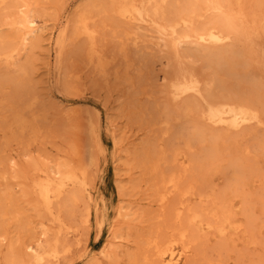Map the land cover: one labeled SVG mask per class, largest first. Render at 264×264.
I'll return each mask as SVG.
<instances>
[{"label": "rangeland", "instance_id": "374dc122", "mask_svg": "<svg viewBox=\"0 0 264 264\" xmlns=\"http://www.w3.org/2000/svg\"><path fill=\"white\" fill-rule=\"evenodd\" d=\"M23 3L47 31L34 53L20 39L24 27L13 25L30 9L18 8ZM233 3L227 16L239 28L232 48L243 68L214 90L249 96L264 116V0ZM84 10L97 31L93 61L90 42L73 35L72 21ZM127 22L117 17L115 0H0V45L17 50L0 60V121L33 100L25 115L35 131L8 139L0 122V260L30 259L31 247L46 242L61 255L45 264H163L157 245L184 234L182 264H264V125L215 144L205 127L206 136L190 141L199 119L179 113L180 101L170 97L172 55L156 47L150 29ZM64 30L60 72L54 40ZM66 163L87 166L89 185L76 201H54L61 223L43 212L32 185ZM172 174L178 191L163 184ZM188 188L194 195L181 197ZM193 214L200 218L190 223ZM202 221L222 224L226 234L200 231Z\"/></svg>", "mask_w": 264, "mask_h": 264}, {"label": "bare ground", "instance_id": "6f19581e", "mask_svg": "<svg viewBox=\"0 0 264 264\" xmlns=\"http://www.w3.org/2000/svg\"><path fill=\"white\" fill-rule=\"evenodd\" d=\"M1 1L5 2V0ZM174 1L115 0V13L117 14V17L121 19V21H128L130 24L132 23L136 25V27H138L140 30L145 29L146 32V29H150V32L155 35V39L159 40L155 43L156 47H158L161 51L165 49L166 53L172 55V58H170V60H168L169 62H167V65L173 68V74L166 83L168 84L167 87L170 97L173 98L172 100H175V102L180 101L179 104H177L179 113L183 112L188 114L193 112L195 113L194 115H196L199 119L197 120L198 125L200 126H198L196 129L194 128L195 130L192 131L191 136L189 135V140H196L197 138L195 137L198 136L199 139H202L206 133L204 134V131L201 132V130L202 128L205 130V127L211 128L212 131H209L211 135L213 134L211 141L213 142L214 139V144L219 140V137L222 139L224 138V135H228V133L231 131V133H233V131H238L240 133L238 134L236 132L238 136H248L249 133L243 131L244 129L249 132L251 126H255V128L263 127L264 116L262 114L261 108L258 107L249 96L243 97L241 95H217L214 90V88H216L218 85H225L226 83L230 84V79L233 76L241 73L243 68V65L240 64L238 59H236V50L232 48L235 41H237L239 28L236 23H234L233 19L227 16L228 11L234 7V0H184L181 5L173 4ZM17 6L20 9L26 10L30 8L26 15H21V17H23L20 19V21L15 22L13 25L15 26L20 24L24 27L22 32L23 34L21 35L20 39L27 47L26 49H28V51H33L34 53V50H36L38 46L41 45L42 38L46 35L47 31L45 27H43L44 25L40 26L38 24L37 19L33 15L36 10H33L30 7V4L23 3ZM242 8H238V10H240L238 11L240 14L244 13H241V10H243ZM169 11L173 12H171L169 15ZM207 13L213 14L214 17L211 20L201 23V18H203ZM89 15L90 14L85 10L82 11L75 20L73 19L74 22L72 21V23H75L74 26H76V28L73 27V25L72 27L75 28L73 30L74 38L84 37L90 42L88 57L90 61H93L96 56L95 40L97 31L90 27L91 18ZM256 30L258 29L254 28V31ZM66 34V30L60 32V34L54 40L55 42L53 41L55 49L54 51L56 53L55 58H58L57 68L60 72V69H62V54H65L63 49H65L64 43L66 42ZM50 40L52 39L50 38ZM137 40H139V37H137L134 42L137 43ZM161 47H163V49ZM8 48L9 47L0 45V60L3 58H11L12 53L17 51L15 49L16 47L14 49ZM168 58L169 56L167 59ZM199 61L202 62L201 70L197 69L196 65ZM99 67L105 73L104 69L106 64L100 61ZM58 70L56 69V71ZM32 101L33 100L28 102L24 108L20 107L19 109L21 110H17L18 108L15 109V106L10 108L12 113L5 115L2 121H0L3 123L1 130L4 137L8 139L12 137V139H14L13 137L16 138L18 133H23L28 129H31L32 132L34 131V126L32 123H30V120H27V116L25 115V111L31 109L32 105L34 104ZM246 127H249V129ZM213 130L218 132L215 131V133ZM92 132L95 134L94 130ZM234 143L235 142H233V144ZM186 146L187 148L189 147L188 142L186 143ZM248 154L249 153L246 155ZM178 156L180 155L178 154L177 150H175L173 161H175ZM159 162L160 161H158L155 165L153 164L154 169L158 168ZM183 169L184 170L182 171L187 172L186 167ZM87 173L88 167L84 166L83 163L77 165H70L69 163H66L61 165V167L55 171L47 170L45 175L43 174L44 176H42L38 181H34L32 190L35 192L40 205H42V210H44L43 212H47V214L54 218L55 221L61 223L64 222L62 221L61 216L57 215L58 213H54V201L61 200L66 195H69L68 198L70 201H76L80 192H87L89 185ZM178 180L179 179H177L175 175L172 174L166 178H163V184L168 189L171 188L178 191ZM191 189L188 188L186 191L182 192V194L180 193L181 197H185L186 195H194ZM166 197L167 194L162 197V201H164ZM87 209L85 211H87ZM231 215L228 216L231 217ZM198 217L200 218L198 214H193L190 218V223H195V221L199 220ZM103 221L104 220L101 219L99 224L101 225ZM231 221L232 220H230V222ZM86 222H89V217H87ZM217 225L212 223H203L202 221L199 224V229L202 232H210L214 229L217 230L219 234H224L226 232V227L222 224L218 226ZM184 240L185 235L181 234L179 238H170V240L165 244L160 246L157 245V259L163 264H182L189 253V248L183 246ZM31 248L32 256L30 259L21 260V258H13L12 256V258L8 257L10 259L0 260V264H45L48 259H60L61 251L57 245H49L45 242L37 248Z\"/></svg>", "mask_w": 264, "mask_h": 264}]
</instances>
